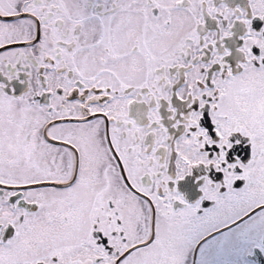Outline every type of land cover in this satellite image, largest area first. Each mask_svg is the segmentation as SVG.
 <instances>
[{
  "label": "snow or ice",
  "instance_id": "6c2138e0",
  "mask_svg": "<svg viewBox=\"0 0 264 264\" xmlns=\"http://www.w3.org/2000/svg\"><path fill=\"white\" fill-rule=\"evenodd\" d=\"M0 264H264V0H0Z\"/></svg>",
  "mask_w": 264,
  "mask_h": 264
}]
</instances>
